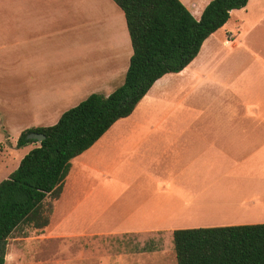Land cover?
<instances>
[{"label": "crops", "instance_id": "1", "mask_svg": "<svg viewBox=\"0 0 264 264\" xmlns=\"http://www.w3.org/2000/svg\"><path fill=\"white\" fill-rule=\"evenodd\" d=\"M179 1L198 19L211 0ZM259 1L230 11L184 69L157 79L71 160L54 205L63 224L76 222L67 229L134 235L138 248L165 243L171 254L175 229L264 223V42L249 40ZM224 53L218 62L231 61L234 79L211 67ZM131 54L112 0H0V140L13 130L15 146L24 129L56 123L91 93L108 95Z\"/></svg>", "mask_w": 264, "mask_h": 264}, {"label": "trees", "instance_id": "2", "mask_svg": "<svg viewBox=\"0 0 264 264\" xmlns=\"http://www.w3.org/2000/svg\"><path fill=\"white\" fill-rule=\"evenodd\" d=\"M112 1L123 12L132 48L123 82L108 95L89 94L56 123L19 134L15 148L34 146L0 181V264L18 227L48 225L44 201L59 198L71 160L130 115L157 79L184 69L248 0H211L198 19L179 0ZM31 133L45 138L38 143L27 138ZM172 244L176 264H264V223L175 229Z\"/></svg>", "mask_w": 264, "mask_h": 264}, {"label": "rangeland", "instance_id": "3", "mask_svg": "<svg viewBox=\"0 0 264 264\" xmlns=\"http://www.w3.org/2000/svg\"><path fill=\"white\" fill-rule=\"evenodd\" d=\"M257 3L261 5L264 0ZM193 12L195 15H192L195 17L198 14V9H193ZM241 16L242 14L235 12L232 25ZM220 33H222L221 30L217 35ZM249 40L251 42H264V14L260 25L251 33ZM225 56H227L226 53L212 61L211 67L218 66L216 71L218 77H221L222 74L226 75L224 71H227L234 79L235 75L232 73L229 64L231 61L226 59L222 64L218 62L220 58ZM166 79L175 80L176 77L167 76ZM122 82L117 83L114 89L120 86ZM208 95L209 93L203 98ZM10 138L11 140L16 138L13 130L10 137L4 134L0 140V181L18 166L26 152V147L16 149L10 142ZM33 146V144L29 145L31 148ZM74 196L76 197V193ZM55 201L50 196L46 197L44 201V207L48 211L49 217V223L46 227L35 229L21 225L10 235L7 239L5 264H176L174 252L166 253L165 243L138 248L134 243V235L125 234L122 237L99 238L92 236V234L79 232L75 229L76 227L72 230L67 229L64 225L68 223L72 225L76 222L63 224L62 204H57L54 211ZM101 225L109 226L108 220Z\"/></svg>", "mask_w": 264, "mask_h": 264}, {"label": "water", "instance_id": "4", "mask_svg": "<svg viewBox=\"0 0 264 264\" xmlns=\"http://www.w3.org/2000/svg\"><path fill=\"white\" fill-rule=\"evenodd\" d=\"M27 138L34 139L39 143L45 138V136L41 133H31L27 136Z\"/></svg>", "mask_w": 264, "mask_h": 264}]
</instances>
